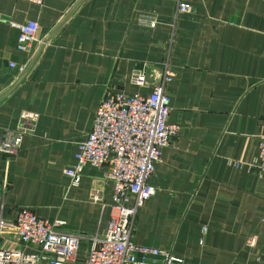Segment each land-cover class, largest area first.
Masks as SVG:
<instances>
[{"label":"crops","instance_id":"1","mask_svg":"<svg viewBox=\"0 0 264 264\" xmlns=\"http://www.w3.org/2000/svg\"><path fill=\"white\" fill-rule=\"evenodd\" d=\"M2 17L37 22L33 56L17 50L18 29ZM152 17L154 26L141 23ZM60 22L0 99V139L21 112L38 114L18 153H0V215L13 220L27 207L67 231L103 232L106 167L85 165L78 185L64 169L104 96L149 93L167 63L169 121L181 128L161 148L132 241L170 250L180 264H264V177L232 163L257 154L264 126V0H0V97L24 74L9 63L28 67ZM135 71L144 85L132 82Z\"/></svg>","mask_w":264,"mask_h":264},{"label":"built area","instance_id":"2","mask_svg":"<svg viewBox=\"0 0 264 264\" xmlns=\"http://www.w3.org/2000/svg\"><path fill=\"white\" fill-rule=\"evenodd\" d=\"M41 3L42 0H30ZM178 11H190L186 3H179ZM18 29L16 48L33 56L40 43L38 25L29 19L17 22L1 18ZM154 26L152 17L148 23ZM9 66L20 73L27 63ZM174 73L167 63L159 80L147 94L108 93L96 108L90 131L78 143L73 164L64 169L71 185H78L81 171L87 164L106 167L105 180L113 183L111 214L103 232L93 235L67 231L62 222L48 221L22 207L13 220L0 215V264H180L182 259L170 250L137 244L132 230L137 210L155 193L149 179L155 165L161 161V148L180 130L178 123L169 121L170 94L166 84ZM136 85H144V71L132 73ZM38 114L23 111L15 128L5 131L0 139V153L8 160L16 155L23 137L32 132ZM264 177V126L259 134L257 154L246 163L232 161ZM92 199H96L91 194ZM206 227H202L204 232ZM202 242V240H200ZM252 243V241H251Z\"/></svg>","mask_w":264,"mask_h":264},{"label":"water","instance_id":"3","mask_svg":"<svg viewBox=\"0 0 264 264\" xmlns=\"http://www.w3.org/2000/svg\"><path fill=\"white\" fill-rule=\"evenodd\" d=\"M81 1V0H80ZM61 24V22L53 29V31L44 39V41L42 42V44L40 45L39 49L37 50L36 54L34 55L32 61L30 62V64L28 65L26 71L24 72V74H22V76L2 95L1 98H3L4 96H6L22 79L23 77L26 75V73L28 72V70L31 68V66L33 65V63L35 62L36 58L38 57L43 45L45 44V42L50 38V36L53 34V32L56 30V28ZM4 77L3 79H8L10 76L8 74H6V70H4Z\"/></svg>","mask_w":264,"mask_h":264}]
</instances>
